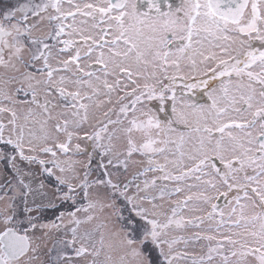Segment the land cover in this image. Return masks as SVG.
Returning a JSON list of instances; mask_svg holds the SVG:
<instances>
[{
    "label": "snow or ice",
    "instance_id": "1",
    "mask_svg": "<svg viewBox=\"0 0 264 264\" xmlns=\"http://www.w3.org/2000/svg\"><path fill=\"white\" fill-rule=\"evenodd\" d=\"M0 264H264V0H0Z\"/></svg>",
    "mask_w": 264,
    "mask_h": 264
}]
</instances>
